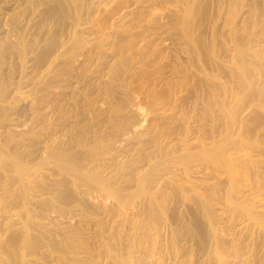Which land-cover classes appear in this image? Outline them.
<instances>
[{"label":"bare ground","instance_id":"1","mask_svg":"<svg viewBox=\"0 0 264 264\" xmlns=\"http://www.w3.org/2000/svg\"><path fill=\"white\" fill-rule=\"evenodd\" d=\"M0 264H264V0H0Z\"/></svg>","mask_w":264,"mask_h":264}]
</instances>
